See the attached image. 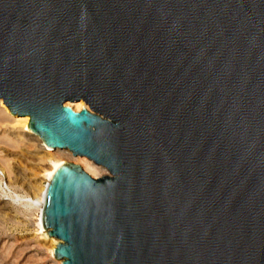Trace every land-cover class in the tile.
I'll return each mask as SVG.
<instances>
[{"label":"water","instance_id":"1","mask_svg":"<svg viewBox=\"0 0 264 264\" xmlns=\"http://www.w3.org/2000/svg\"><path fill=\"white\" fill-rule=\"evenodd\" d=\"M0 96L109 169L46 184L62 264H264V0H0Z\"/></svg>","mask_w":264,"mask_h":264},{"label":"bare ground","instance_id":"2","mask_svg":"<svg viewBox=\"0 0 264 264\" xmlns=\"http://www.w3.org/2000/svg\"><path fill=\"white\" fill-rule=\"evenodd\" d=\"M72 102H76L77 106L75 107L74 105H72L71 104ZM67 103H70L76 110L82 109V107L85 106V104L88 107V104L86 103L84 99H77L74 101L69 100L67 101ZM29 119H30L29 115H19V114L12 113L8 104L4 101L3 97L0 96V129L2 132L0 135V145H1L0 147V180H8V181L9 180L10 181L19 180V178L21 177L23 179L22 181H25L29 187L34 188L35 192L37 191L33 198L29 197V203H26L24 207L27 209L26 212L30 216H32L35 212L38 214L39 217H38L37 225L39 227V230H41L46 237L49 235L48 228L44 226L43 217H42L44 201H45L46 184L49 181V178L51 177V175L53 174V171L55 170V168L63 162V156L65 155V151L66 150L70 151L75 156L87 157V158H82L81 161L84 163L85 169L88 172H90L94 177H97L103 173H106V169L103 168L102 166H99L98 164L100 163L96 162L94 159L90 158L89 156L82 155V154H75L68 147L52 148V147L47 146L45 143L42 142L44 141L43 138H41L37 133L33 132L30 129L29 123H28ZM14 122L17 123L16 127L18 124L20 125V128H19L20 130H16L15 126L10 127L11 124ZM28 144H32L33 146L37 147L38 149L36 150V152L32 153L30 150H28L25 147V145H28ZM51 149H53V151L55 150L57 151L52 152ZM42 150H44V152ZM34 156L36 159L40 161V163L37 164V165H40L39 167L40 171L38 172L37 170H34L31 175L33 177L28 176L26 170L25 171L21 170L22 169L21 167L15 168V163L19 165L18 163L23 162L24 159L26 161H28L29 158L34 159ZM26 157H28V159ZM18 160H21V161H18ZM47 160L49 163L46 164ZM91 160L94 161L95 163L92 162ZM13 162L15 163L13 164ZM9 205H10L9 200L1 199L0 197V215L9 216L11 214V212L7 210L8 209L14 210L13 208L15 207L13 206L9 207ZM16 213L17 212L15 210L13 214L14 216L12 214L11 216L13 218L15 217L14 221H16L19 224H22L21 220L16 219V218H19ZM13 218H10V219H13ZM49 237H51V240L53 241L52 246H50L51 255H52L54 254V247L62 239L56 236H50V235ZM57 259L61 261L58 263L62 264V259L61 258H57Z\"/></svg>","mask_w":264,"mask_h":264},{"label":"rangeland","instance_id":"3","mask_svg":"<svg viewBox=\"0 0 264 264\" xmlns=\"http://www.w3.org/2000/svg\"><path fill=\"white\" fill-rule=\"evenodd\" d=\"M71 104L75 107L77 106L76 102H72ZM16 124L17 123L14 122L10 127H16ZM19 128L20 125L18 124L15 129L20 130ZM1 133L2 132L0 129V135ZM42 142L44 143V141ZM25 147L32 153L36 152V150L38 149L32 144L25 145ZM51 150L52 152L57 151L55 149V151H53V149ZM42 151L44 152V150ZM26 158L28 159V157ZM82 158L87 157L75 156L72 152L66 150L65 155L63 156V161L69 160L81 163V165L85 169L84 163L81 161ZM15 162H13V164ZM39 163L40 161L34 156V159L29 158L28 161L24 159L23 162L18 163L19 165L15 163V168L21 167V170H26L28 176H31L34 170H37L38 172L40 171V165H37ZM47 163H49L48 160L46 161V164ZM98 165L105 168L106 173L109 172V169L106 166L102 164ZM22 180L23 179L21 177L19 178V180H0L1 199L9 200V207H15L13 208L14 210L8 209L7 211H10L13 215L16 210V214L19 217L16 219L22 221V224L17 223L16 221H14L15 217L13 218L11 214L9 216L0 215V264H59L58 262L61 261L58 260L56 256H54V254L51 255L50 246H52L53 244L51 237H49L48 234V236L45 237L44 233L39 230V227L37 225L39 217L38 214L35 212L32 216H30L29 214H27V209L24 207L26 203H29V197L33 198L37 191L35 192L34 188L29 187L27 183ZM2 188H4L5 190ZM7 191H9L10 193ZM4 193L7 195H5ZM3 194L5 195V197Z\"/></svg>","mask_w":264,"mask_h":264}]
</instances>
